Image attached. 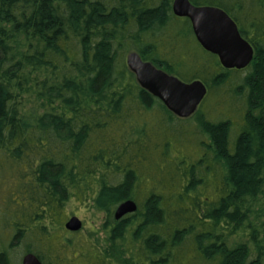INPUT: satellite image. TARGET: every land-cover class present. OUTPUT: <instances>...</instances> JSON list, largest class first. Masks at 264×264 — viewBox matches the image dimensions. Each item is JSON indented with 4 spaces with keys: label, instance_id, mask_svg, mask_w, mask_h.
<instances>
[{
    "label": "trees",
    "instance_id": "1",
    "mask_svg": "<svg viewBox=\"0 0 264 264\" xmlns=\"http://www.w3.org/2000/svg\"><path fill=\"white\" fill-rule=\"evenodd\" d=\"M189 1L234 21L247 67L173 0H0V264H264V0ZM131 52L201 81L196 112L140 88ZM69 203L103 216L102 245L65 229Z\"/></svg>",
    "mask_w": 264,
    "mask_h": 264
},
{
    "label": "water",
    "instance_id": "2",
    "mask_svg": "<svg viewBox=\"0 0 264 264\" xmlns=\"http://www.w3.org/2000/svg\"><path fill=\"white\" fill-rule=\"evenodd\" d=\"M172 12L176 17L189 20L197 43L204 51L216 56L223 68L241 70L252 61V47L240 36L236 24L223 10L213 6L197 7L189 0H173ZM126 66L138 86L178 118L192 116L207 93L201 81L182 82L151 62L143 61L136 52L127 55ZM135 211V203L125 201L116 207L114 219L119 220ZM64 227L69 232H78L82 223L77 217H71ZM21 264L42 263L33 254H26Z\"/></svg>",
    "mask_w": 264,
    "mask_h": 264
},
{
    "label": "rangeland",
    "instance_id": "3",
    "mask_svg": "<svg viewBox=\"0 0 264 264\" xmlns=\"http://www.w3.org/2000/svg\"><path fill=\"white\" fill-rule=\"evenodd\" d=\"M180 31L181 27L173 29L174 33H179ZM178 52L180 53L179 55L183 53L182 46L179 48ZM65 211L64 223L71 217H77L82 223L80 231H78L74 236L75 238L82 240L86 237L96 244H103L104 232L102 231L101 227L103 224L102 215L87 212L83 207L74 203H69Z\"/></svg>",
    "mask_w": 264,
    "mask_h": 264
},
{
    "label": "flooded vegetation",
    "instance_id": "4",
    "mask_svg": "<svg viewBox=\"0 0 264 264\" xmlns=\"http://www.w3.org/2000/svg\"><path fill=\"white\" fill-rule=\"evenodd\" d=\"M190 2V1H189ZM191 3V2H190ZM192 4V3H191ZM172 9V8H171ZM186 19V18H185ZM188 20V19H187ZM189 21V20H188ZM190 23V22H189ZM191 26V25H190Z\"/></svg>",
    "mask_w": 264,
    "mask_h": 264
}]
</instances>
